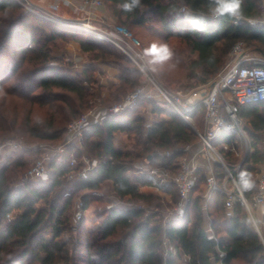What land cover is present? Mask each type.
Returning a JSON list of instances; mask_svg holds the SVG:
<instances>
[{
	"label": "trees",
	"instance_id": "1",
	"mask_svg": "<svg viewBox=\"0 0 264 264\" xmlns=\"http://www.w3.org/2000/svg\"><path fill=\"white\" fill-rule=\"evenodd\" d=\"M263 1L243 0L241 15L233 17L217 16L214 0H141L132 12L122 10L124 0H104L111 14L122 23L141 26L158 18L165 40L171 46H186L197 54L190 67L199 70L201 83L224 67L229 52L239 41L251 44L264 55V26L248 22L262 17ZM183 6L188 11H183ZM63 39L77 41L92 58L120 70L119 83L114 85V101L143 83L133 60L111 42L40 17L15 0H0V136L20 130L62 142L69 122L93 107L95 94L86 82L95 80L89 73L94 67H87L80 81L78 75L61 71L53 63L51 43ZM25 103L31 105L30 109ZM36 104L47 108L48 117L43 125L33 123L30 113ZM147 105L154 121L145 130V124L140 123L142 118L135 112ZM23 108L27 114L22 118ZM194 114L195 118L200 116L198 128L202 129L203 109H195ZM240 116L244 121L249 120L250 125L246 122L245 125L254 151L238 172L234 171L235 153L222 144L220 151L250 201L257 190L256 176L264 165V151L260 148V141L264 140V104L244 106ZM117 132L128 136L138 132L142 136L136 137L133 149H122L114 145ZM221 138L231 144L234 134L224 132ZM197 140V133L160 101L142 99L136 107L102 124H94L87 132L86 144L97 150L100 162L85 177L73 180L75 190L82 191V210H88L94 198H102L92 192L102 189L106 182H111L113 191L121 198L149 202L154 197L139 189L140 184H148L146 176L128 173L134 169L133 161L169 150L170 156L154 154L151 162L171 165L176 172L178 161L186 153L185 146ZM26 153L22 150L6 159L0 157L4 165L0 167V264H174L183 254L190 257V264H212L213 257L224 264H264V240L240 200L235 199L228 214L225 194L213 193L217 195L215 204L211 207L209 200L207 213L212 218L214 236L208 235L202 207L206 176L202 172L197 173V183L179 218L161 223L159 219L154 221L158 213L145 215L144 207L115 205L99 213L96 227L90 228L81 220L76 239H63L74 206V192L65 196L72 169L52 160L46 179L8 187V166H26ZM215 173L222 183L226 171L219 161L215 162ZM241 173L247 174L250 190L243 187ZM168 190L177 194L173 184ZM39 202L43 205L38 206ZM46 232L50 235L46 236ZM164 239L176 248L177 257L163 258Z\"/></svg>",
	"mask_w": 264,
	"mask_h": 264
},
{
	"label": "built area",
	"instance_id": "2",
	"mask_svg": "<svg viewBox=\"0 0 264 264\" xmlns=\"http://www.w3.org/2000/svg\"><path fill=\"white\" fill-rule=\"evenodd\" d=\"M27 10L34 14L61 23L65 26L76 27L88 33L95 34L120 48L128 57H130L146 74L147 80L138 86L135 90L128 92L125 96L113 105H107L102 108V112L98 114L95 109H91L78 118L73 119L67 126L64 141L54 145H45L41 147L38 158L31 167L24 173L19 185L28 182H37L49 174V166L52 160L58 163L68 165L71 169L77 166L78 151L84 150L87 132L94 124H102L106 119L114 117L128 109L137 106L142 99L146 101H160L162 105L171 108L177 116L199 136V142L202 144L203 151H194L189 154L191 144L185 146V155L177 163V171L173 172L171 165L163 163L151 164L144 163L139 167L138 173L145 175L148 184L158 191L169 192L170 185H174L178 194V201L174 204L170 213L178 216L184 212L186 205L191 197L193 188L196 184L199 166L197 160L201 153L215 163L221 162L225 171L226 178L222 183L218 182L214 168L210 174L206 175L207 191L205 195L204 208H207L208 201L215 191H219L226 196L225 205L232 208L235 199L240 200L247 208L253 219L252 208L264 203V169L258 178L257 190L253 193L249 201L234 171H239L242 164L251 155V140L248 130L243 119L240 116L241 108L244 106H256L264 104V55H252L244 47L245 43L239 41L230 51L231 60L206 83L197 87L186 90H168L158 83L141 65L140 61L144 57L141 43L134 37L131 31L123 26L117 25L111 27L110 30L104 31L93 27L87 22L65 21L46 13L35 7L28 0H15ZM86 6H100L102 0H83ZM58 7V5H56ZM183 11H188L185 6ZM248 22L254 25L264 26V10L262 17L258 19H248ZM238 23V18L235 20ZM203 109V128L199 129L196 125L194 110ZM233 133L234 140L228 144L221 138V134ZM218 141L226 148L234 153H238L239 145L245 146L241 160L235 164V170L232 171L226 164L224 157L217 150L214 141ZM40 149L36 147L35 150ZM28 150L24 141L18 137H2L0 138V157L6 159L18 151ZM161 156H170L172 151L166 150L153 153ZM97 163L86 155H83L82 169L77 173L69 174L73 180L85 177L93 171ZM213 167V166H212ZM74 187L69 188L65 192V196H70ZM80 206L83 207L82 200ZM141 207V206H139ZM82 211L78 212V218ZM11 216V214H10ZM258 229V227H257ZM218 264H224L222 260H218Z\"/></svg>",
	"mask_w": 264,
	"mask_h": 264
},
{
	"label": "rangeland",
	"instance_id": "3",
	"mask_svg": "<svg viewBox=\"0 0 264 264\" xmlns=\"http://www.w3.org/2000/svg\"><path fill=\"white\" fill-rule=\"evenodd\" d=\"M83 2V0H82ZM103 4L100 6H94L91 5L90 7H107L104 0H102ZM84 4V3H83ZM262 7L264 10V1L262 3ZM108 8V7H107ZM116 22L112 25V27L117 25H123L127 27L131 33L134 35L136 39H138L141 43V47L143 49L144 57L140 61L143 68L151 75L153 78L160 83L163 87H165L168 90H186L190 88L197 87L203 83H201V80L199 78L200 72L199 70H193L192 67H190L191 63L196 59L197 54L192 53L186 46H181V48L178 46H171L169 41L165 40V33L160 28L159 20L158 18H154L153 20L149 21L145 25H131L127 23H122L118 19H116ZM52 21V20H51ZM107 22V20H106ZM58 23V22H57ZM88 23V22H87ZM250 23V22H249ZM254 24V23H251ZM92 25V24H91ZM104 28V27H103ZM111 29V27H108ZM103 30V29H101ZM104 30H106L104 28ZM38 32V31H37ZM39 35V33H38ZM153 44L159 46L166 45L167 49L170 51L171 55L168 59L164 60L163 62L159 63H150L149 61L152 60V57L149 55H146V50L149 49ZM51 53L52 56L55 57V60H53V63L57 65L61 71L64 72H73L76 75L79 76V80L82 81L84 79L83 74H77L76 72L82 70L85 66H93V70H89L90 74L93 75L95 80L93 82H86L87 86L89 87L90 91L95 94V97L93 98V107L91 109H101L103 107H106L107 105H113L119 100H121L125 94H127L130 91H133L135 89H128L126 93H124L119 100L114 101L116 98V94H114L115 87L110 85L104 86L100 85L101 79H107L110 83L114 80L115 75L120 73V70L115 66L108 63L101 62L98 59L92 58L91 54L83 51L81 49L80 44L75 40L66 41L58 40L54 43H51ZM179 45V44H178ZM250 54L252 55H261L259 51L254 48L251 44H247L244 47ZM231 60L230 52L227 56L225 65ZM134 62V61H133ZM98 63H102L105 65H98ZM137 69L140 73V80L146 81L148 78L146 74L140 69V67L134 62ZM224 65V66H225ZM215 76V75H214ZM213 76V77H214ZM112 83V82H111ZM117 82L116 84H118ZM27 109H30L31 105L25 103ZM25 107V106H24ZM25 111H23L22 118L27 114L26 108ZM22 109V110H23ZM89 109V110H91ZM88 110V111H89ZM147 106H143L138 109V111L135 112L136 115H139L142 120L140 123L145 124L146 120L144 117V114H146ZM87 112V111H86ZM31 117L34 124L39 123L40 125H43V123L46 121L48 117L47 108L40 106L38 104L32 106L31 109ZM147 116V115H146ZM199 118H195L197 127H201V121L200 116ZM147 119V117H146ZM22 120V119H21ZM248 121V122H247ZM246 124L249 126V120H245ZM192 128V127H191ZM44 131V130H42ZM194 131V130H193ZM195 132V131H194ZM135 134H130L129 136L125 132H117L116 133V146L122 149H133V145L136 142V137H141L142 134L136 132ZM196 133V132H195ZM249 138L251 140V151H254V148L252 147V137L248 131ZM66 136V135H65ZM2 137H18L21 138L22 141H24L25 145L27 146V153L25 156L28 159V162L26 163V166H20L17 164H13L12 166H8L7 170V177H8V187H13L19 185L21 182V178L24 176V173L29 169V167L32 166V164L36 161L38 158V153H40L41 147H44L45 145H54L56 143H61V141H53L49 139H42L38 137L31 136L29 133L24 132L22 133L20 130H12L6 135L0 136ZM199 137V136H198ZM145 138V137H143ZM64 141V140H63ZM199 142V140H197ZM197 141H195L197 143ZM194 142V143H195ZM219 143V144H217ZM214 144L217 146V150L222 154L220 151V142L218 139L214 141ZM36 147H39L40 149L35 150ZM260 148L262 151H264V140L260 141ZM21 151L15 152L20 154ZM97 150H92V148L89 146V144L85 143L84 150L80 151L79 156L77 157L78 164L75 166L71 171L75 175L77 174L83 166V155H86L89 159L95 161H100L99 156L96 154ZM245 152V146L239 145L238 153H235L234 156L236 158V161H234L235 164H237ZM251 152V153H252ZM144 158H139L137 160L133 161V165L140 164L141 162L145 161ZM2 159H0V167H3L4 165L1 164ZM226 163L229 164L227 161L228 159H225ZM135 166L134 169L135 170ZM264 165H262L260 169V173L263 171ZM241 168L239 169V171ZM71 180L68 184L66 190H69V188L74 187L73 185V179L69 177ZM239 182V181H238ZM107 184L103 185V188L98 191H93L92 194L97 197H102L101 199H96L91 203V206L88 210L83 211L82 207L80 206L81 198L80 194L82 191H76L75 188L73 189L75 198H74V206L69 212V219H68V228L69 230L64 234L63 239H71V241H74L77 237V231L79 230V224L81 223V220L86 221V224L88 227H90L92 224V220H95L96 218L99 219V213L108 209L109 207L115 206V205H124V206H134L139 205L143 206L145 209V215L149 214H155L158 213V218H154V221L160 220L161 223L165 222L167 210L172 209L174 204L178 201L177 200V194L176 192L173 194H170V200L167 198H161L157 195H150L153 196L149 202H144L142 200H135L131 199L130 197L127 198H121L118 196L111 186V182H106ZM75 190V191H74ZM59 191V190H58ZM56 191L51 195V199L55 197ZM176 201V202H175ZM38 206H42L43 202H39L37 204ZM82 211L80 217L78 218V212ZM46 236H49L50 233L46 232ZM173 247V246H172ZM171 250V245L163 244V248L161 249V253L163 258H167L168 251ZM80 251V250H78ZM111 262H107L106 264H110ZM38 264V263H35Z\"/></svg>",
	"mask_w": 264,
	"mask_h": 264
},
{
	"label": "crops",
	"instance_id": "4",
	"mask_svg": "<svg viewBox=\"0 0 264 264\" xmlns=\"http://www.w3.org/2000/svg\"><path fill=\"white\" fill-rule=\"evenodd\" d=\"M29 2H31L35 7H37L38 9L45 11L46 13H49L51 15H54L55 17L65 20V21H72V22H88L90 24H92L93 27L97 28V29H103L104 28L106 30L104 31H108L110 30L108 27H112L113 24L118 23L116 22V20L114 19V16L111 14L110 10L107 7H90V6H86L83 4L82 0H28ZM56 5H58V7H56ZM107 20V22H106ZM104 27V28H103ZM98 65H105L102 63H98ZM89 66H85L82 68V70L76 72L77 74H84V71L86 70V68ZM72 74L76 75L75 73L72 72ZM112 82V83H111ZM110 83L108 82L107 79L102 78L101 82L99 83L100 85H104V86H108L110 85V87L114 86L117 82H119V78H118V74L115 75V78L113 81H111ZM147 113L144 114L146 123H145V130L147 129L148 126H150L152 124V122L154 121V114L151 111V107L150 105H147ZM96 112L98 114H100L102 112V108L101 109H96ZM147 115V116H146ZM147 117V119H146ZM244 121V120H243ZM245 123V121H244ZM116 134H115V139H114V145L116 144L117 140H116ZM191 149L188 151L189 154L193 153L194 151H203L202 149V144L200 142L197 141V143H192L191 144ZM115 147H117L115 145ZM119 148V147H117ZM161 151H157V152H162ZM153 153L150 154L148 156V158L141 162L140 164H135L134 166L136 167L135 170H129V174L134 173L135 175H141L138 173V168L141 167V165H143L146 162H149L151 164H153L151 162V159L153 158ZM197 164L199 166V170L198 173L202 172L203 174H205V176L207 174H210L211 169L214 168L215 170V163H211V161L206 157V154L201 153V155L199 156L198 160H197ZM213 166V167H212ZM262 173V172H261ZM261 173L257 174L256 179H258L261 175ZM196 183H197V179H196ZM243 187L246 190H250V187H245L243 185ZM139 189L140 192L146 195H157L161 198H167L170 200V194L169 192H164V191H158L156 189H154L153 187H151L149 184H140L139 185ZM206 191H207V186L204 189L203 192V198H202V207L203 210L205 211V224H206V230L207 233L210 237L214 236V232L213 229L211 227V217L209 216V214L207 213V208H204V203H205V195H206ZM217 195L213 194L210 197V204L211 207H213V204H215V200H216ZM209 202V201H208ZM122 206V205H119ZM124 206V205H123ZM136 207H139V205H134ZM125 207V206H124ZM127 207H133V206H127ZM143 207V206H141ZM208 207V205H207ZM227 212L228 214L231 213L232 208H227ZM167 215L165 216V222L173 219V218H179L182 216L183 213H181L178 216H174L170 213V210H167ZM252 213H253V223L257 229L258 227V232L261 235L262 239L264 240V203H261L257 206H254L252 208ZM252 218V217H251ZM164 222V223H165ZM99 223V219L96 218L95 220H92V225L90 226V228H94L98 225ZM164 244L166 245H171V250H167L168 251V255H172L174 257H177V250L176 248L167 240L164 239ZM173 246V247H172ZM174 264H190V257L186 254H183L182 256H180L179 258H176V262ZM212 264H218V261L215 260V258H212Z\"/></svg>",
	"mask_w": 264,
	"mask_h": 264
},
{
	"label": "clouds",
	"instance_id": "5",
	"mask_svg": "<svg viewBox=\"0 0 264 264\" xmlns=\"http://www.w3.org/2000/svg\"><path fill=\"white\" fill-rule=\"evenodd\" d=\"M243 0H214V13L217 16L230 15L238 17L241 15V5ZM141 4V0H124L121 5L122 10L125 12H132ZM146 55L152 57L150 63H159L168 59L171 55L166 45L157 46L153 44L149 49L146 50ZM241 180L245 187H250V182L247 179L246 173H241Z\"/></svg>",
	"mask_w": 264,
	"mask_h": 264
}]
</instances>
